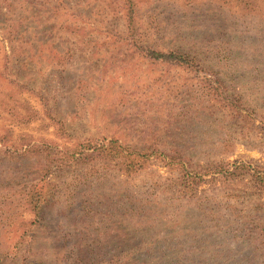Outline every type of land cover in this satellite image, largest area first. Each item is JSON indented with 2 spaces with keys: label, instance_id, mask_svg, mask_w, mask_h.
<instances>
[{
  "label": "rangeland",
  "instance_id": "1",
  "mask_svg": "<svg viewBox=\"0 0 264 264\" xmlns=\"http://www.w3.org/2000/svg\"><path fill=\"white\" fill-rule=\"evenodd\" d=\"M39 1L33 8L45 27L36 22L14 35L12 23L24 20L20 1L0 0V45L12 46L0 60V92L37 112L5 140L8 111L0 105V264H143L140 256L153 250L150 264H264V0H192L198 5L188 10L187 0H140L146 42L194 43L199 74L142 56L124 40V20L109 0ZM21 30L40 45L29 57L21 44L9 48L7 38ZM215 80L241 100L240 112L216 102L207 89ZM57 122L72 140L58 135ZM41 138L61 148L113 138L155 154L131 173L104 164L52 168L44 181L53 197L35 213L27 191L45 185L43 162L22 145ZM180 155L210 168L244 164L251 173L211 174L193 194H179L171 184L179 167L168 162ZM153 230L156 238L146 237Z\"/></svg>",
  "mask_w": 264,
  "mask_h": 264
},
{
  "label": "trees",
  "instance_id": "2",
  "mask_svg": "<svg viewBox=\"0 0 264 264\" xmlns=\"http://www.w3.org/2000/svg\"><path fill=\"white\" fill-rule=\"evenodd\" d=\"M18 1H20L18 5V7L20 8V14L24 18V20L19 19L18 21L12 23L14 27V35H16L18 31H20L19 29L23 26L30 29L31 25L35 24L40 17V10H38V8L35 10L33 6H39L41 4V1ZM68 1L72 2V0ZM150 1L152 3H154L155 1H159L161 3L168 1L172 4H176L178 2V0ZM209 1H213L212 3L215 2L214 0H206V4L209 3ZM237 1L244 4L246 0ZM248 1L252 2L253 0ZM139 2L140 0H109L108 2V6L112 8L113 11H115V14H119L120 18L124 20V40H127L130 43V46L134 47L142 56H144L151 62L177 66L183 69L194 71L195 73L199 74L201 72L200 66L202 65V57L201 52L195 50L194 43L190 45L189 43H187L186 45H178L176 47H170L168 49H159L154 48L151 43L146 42V39H144L142 35V27L139 24ZM186 2L188 3L184 5L185 10L188 7H190L189 9H192V7L198 5L192 0H187ZM226 2L227 0H219L218 3ZM220 7H222L221 4ZM56 10L57 8L54 7L53 11ZM37 23L39 24V26L45 27V22H43L42 20ZM0 25L3 24L0 23ZM28 37L29 33L28 36L26 34L24 35V32L21 30L19 37L14 38L16 40L7 38V40L9 41V48L12 43L16 42L24 47L23 49H25L24 51L26 53L25 56H28V54L32 55V51L36 53L40 45L36 46L35 48L33 42L30 41V38ZM43 46L44 45L42 44L41 48ZM9 50H12V46ZM9 50H7V52H3L0 45V60H8V55L10 52ZM1 54H3V56H1ZM20 54L19 56H21ZM19 56L15 55V57ZM205 80L207 79L205 78ZM215 83L216 86L209 85L207 89L216 96V102L225 105V103L228 101L230 105L233 106L234 109H236L237 112H240V110L242 109V106L240 104L241 100H232V98H229V95H225V93L223 92L221 82L219 80H215ZM11 85L12 87L13 85L18 87V89H16L15 87L14 89L20 92L28 90L25 88V86H21L19 82H12ZM28 91L30 92L31 90ZM25 102L21 103L17 99H14L13 95L10 93L4 94L3 92H0V105L4 108L6 107V110L8 111L5 114L6 116H2L1 120L6 121L9 124L7 130L4 132L3 139L7 140L14 134L15 126H28L29 124H31V121L33 119H36L37 112H35V109L33 108L32 110H30V107L27 106L28 102L26 100ZM23 106L27 107L22 108ZM49 117H51L50 114ZM53 119L55 120V118ZM57 126L58 127L56 129L58 135L64 138L66 137L69 140L73 139V137L68 134V131L63 123L57 122ZM20 136L22 138L27 137L23 136L22 134H20ZM23 147H26V153L40 157L39 159L42 160L43 165L38 173V177H41V181H44L47 178L50 171H52V168H68L73 165H92V167L95 168L96 165L104 164V166L106 167H117L125 173L137 172L138 170L143 169L145 163L149 159L153 158L155 154L154 152H148L149 150H144L143 148L132 147L130 145L120 143L119 140L113 138H89L86 140L76 139L72 144L68 146L65 144L64 148L59 147L52 140L41 138L39 142H27L26 140L24 142V145H22V148ZM16 149L18 148L16 147ZM168 164L177 165L179 167V174L171 180V184L179 187L177 193L184 195L193 194L200 186L208 183L209 181L206 177L210 176L211 174H221L226 180H236L241 178L242 176H245V172L251 173V169L244 164H241L238 167L234 166L232 168H227V166H223V164L219 163L214 165L211 164L212 167L210 168L209 164L206 166H201L199 164V161H197L195 164H192L191 161H188V159L184 158L183 155H180L178 157L171 156L169 158ZM256 174L252 176L255 177ZM95 180H99V177H96ZM261 182L263 185L264 179ZM44 183L45 185H43V188L39 190L35 187H31L27 191L26 201L28 205L32 207V210L35 213H40L41 211L45 210V208L50 204L51 198L53 197V192L50 184L46 183V181H44ZM144 223L153 226L157 225L156 227H161L162 225L161 222H155L154 220H150ZM157 231L154 232L153 230V234H151L150 236L146 235V237L156 238L155 234L157 233ZM168 236H170V234ZM163 239L164 237H161L160 239L155 240V242L160 245ZM153 252H146L145 254H142L139 259L143 264H150L147 259Z\"/></svg>",
  "mask_w": 264,
  "mask_h": 264
}]
</instances>
